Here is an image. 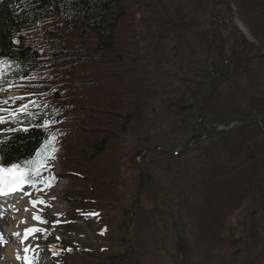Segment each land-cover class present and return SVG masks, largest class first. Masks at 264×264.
<instances>
[{
    "label": "rangeland",
    "instance_id": "374dc122",
    "mask_svg": "<svg viewBox=\"0 0 264 264\" xmlns=\"http://www.w3.org/2000/svg\"><path fill=\"white\" fill-rule=\"evenodd\" d=\"M120 2L124 15L112 53L96 49L94 31L65 24L56 12L25 33L22 43L39 49L51 65L52 76L45 70L32 83H72L60 95L71 106L61 153L47 170L57 181L45 189L43 205L22 201L29 214L17 208L9 220L16 228L8 229H39L26 240L33 250L25 256L33 259L41 250L36 264H184V253L173 249L179 244L173 219L186 236L187 264H264V105L253 111L259 100L250 108L252 91L264 99V0ZM226 12L228 24L210 29L211 71L226 77V58L241 66L208 97L199 123L215 78L205 74L208 39L198 33ZM251 75L254 88L246 81ZM196 126L207 139L187 146L201 136ZM235 128L230 139L214 133ZM213 137L222 143L206 142ZM76 209L99 216L53 231L54 222H66ZM34 216L40 217L36 223ZM243 229L255 239L246 256L230 261L237 246L227 241ZM44 230L91 253L73 246L64 257L50 258L39 241ZM8 234L6 250L0 240V264L11 259Z\"/></svg>",
    "mask_w": 264,
    "mask_h": 264
},
{
    "label": "trees",
    "instance_id": "16d2710c",
    "mask_svg": "<svg viewBox=\"0 0 264 264\" xmlns=\"http://www.w3.org/2000/svg\"><path fill=\"white\" fill-rule=\"evenodd\" d=\"M118 3V0H0V59L6 62V81L11 85H19V83L30 78L32 73H34L33 70L37 66L38 52L29 46L20 47L17 40L19 41L21 39L23 31L36 28L40 21L50 13L56 11L63 21L71 22V20L67 18L71 17L73 18L72 20L81 21V25H85L90 30L94 31L96 33V49L98 51L113 50L112 29L114 17L117 14L116 10H118V12L122 10ZM198 36L204 38L201 31L198 33ZM244 43L248 45L245 39ZM105 59H108V57H105ZM231 60L234 64L235 71H238L241 62H238L236 59ZM251 70L253 69H250V71ZM205 74L209 76L207 72H205ZM246 81L250 84L251 88H254L253 84L257 83L252 75L251 77H247ZM27 86L32 87L33 85L27 84ZM63 86L64 84L54 86L49 91L44 92L46 98L43 100H41L39 94H34L32 100L27 105L28 111L34 115L31 117L21 115L20 120L23 121V123H15L18 127L17 130L10 133H0V138L4 140L3 145H0V148H2V153L0 154L13 162L21 163L20 161L28 157L31 158L35 149L37 153L39 150L43 152V149H46V152H50V150L54 151V148H57L58 143L59 145L62 143L61 138L51 134V132L55 130L54 127L65 126L69 118L66 111L70 105L66 104L59 95L63 90ZM251 96L253 100L250 108L256 101L260 100L262 103L261 105L256 103L258 105L252 108L253 111L257 110L259 106L262 107V105H264V99L256 97L253 91ZM234 98L233 95L228 97L231 105L233 104L231 99L234 100ZM237 104L241 105L242 101H238ZM183 106V108H185L184 104ZM262 112H264V109H262ZM50 116L53 117L56 122L49 126L47 121ZM125 118L126 121H128L129 116ZM256 118L257 117H255V119ZM240 120L246 122L243 119ZM254 122L255 121L250 122L252 127L255 126ZM22 127H27L29 130L22 131ZM239 129L240 128L214 131V133L216 135H226V137L230 139L233 133L239 131ZM106 141L107 139H102L100 141L101 145H104ZM206 142L214 144L222 143L220 139L216 140L215 137L209 138ZM46 152H43L42 155H47ZM262 159H264V157ZM178 225L183 236H185L183 227L180 224ZM176 235L179 239V244H175L173 249L181 255L184 253V248L181 244L183 240L178 233ZM254 239L255 234L251 230L246 231L243 229L238 235H231L230 240L227 241L228 246L231 248L237 246V248L231 252L230 257L232 258H229V260L234 262L239 261L236 255L241 253L243 256H246L250 250L249 243ZM186 249H188V247H186Z\"/></svg>",
    "mask_w": 264,
    "mask_h": 264
},
{
    "label": "snow or ice",
    "instance_id": "6c2138e0",
    "mask_svg": "<svg viewBox=\"0 0 264 264\" xmlns=\"http://www.w3.org/2000/svg\"><path fill=\"white\" fill-rule=\"evenodd\" d=\"M0 64H5V61L0 59ZM11 87V85L9 86ZM8 88L3 87L0 85V91H7ZM15 99H23V97H9L8 99L0 100V124H11L14 125L17 122L23 123V121L20 120L21 115L31 117L34 114L28 111V106L26 104L21 105L18 108H6L3 107V105H8L10 100ZM56 122L53 117H49L47 124L50 126L52 123ZM30 123V121H29ZM43 124V121H42ZM16 129L14 127L10 128L9 131H15ZM22 131H28L29 129L27 127H22ZM4 140L0 138V145H3ZM54 143V138H53ZM0 153H2V148H0ZM24 168H21V164L17 162H13L9 159H7L4 155L0 154V195L9 194L12 192H15L20 185L22 184H31L35 181L33 180V176H35L37 179L42 178V173L40 171V168L42 165H46V159L44 161H41L40 163H36L34 161H24ZM33 206H35L38 203H44L43 200L39 201H31ZM34 219L40 220L39 216H34ZM45 222L46 221H41ZM39 229H30L27 231H38ZM15 235H19L18 233ZM27 239V235L24 237ZM0 239H2V236H0ZM25 251H28V249H25ZM19 259V257H17ZM27 259V258H25Z\"/></svg>",
    "mask_w": 264,
    "mask_h": 264
},
{
    "label": "water",
    "instance_id": "95a60500",
    "mask_svg": "<svg viewBox=\"0 0 264 264\" xmlns=\"http://www.w3.org/2000/svg\"><path fill=\"white\" fill-rule=\"evenodd\" d=\"M227 9H228V6H227ZM226 20H227V21H226V23H227L228 20H229L228 12H226ZM218 22H219V21H216V22H215V25H216ZM206 35H208V31H206ZM231 74H232V70H231V73H230V75H229L228 77H230ZM228 77H227V78H228ZM227 78H225V79H223V80H226ZM220 81H221V80H218L216 83H214V84L211 86V88L208 90V92L206 93L205 98H204V101H203V103H202V107H201V113H200L199 123H201V121H202V114H203V108H204V105H205V103H206L208 97L210 96V94H211L212 91L214 90L215 86H216ZM199 129H200V131L205 135V131H204V129H203V128H199ZM178 232H179V230H178ZM185 264H187V261H185Z\"/></svg>",
    "mask_w": 264,
    "mask_h": 264
},
{
    "label": "bare ground",
    "instance_id": "6f19581e",
    "mask_svg": "<svg viewBox=\"0 0 264 264\" xmlns=\"http://www.w3.org/2000/svg\"><path fill=\"white\" fill-rule=\"evenodd\" d=\"M6 199H7V197H6ZM23 208V207H22ZM12 211H13V209H12ZM11 217H13V216H11ZM9 235H10V233L8 234V237H9ZM10 242V241H9ZM11 245V244H10ZM12 248V247H11ZM12 250L10 249V252H11Z\"/></svg>",
    "mask_w": 264,
    "mask_h": 264
}]
</instances>
